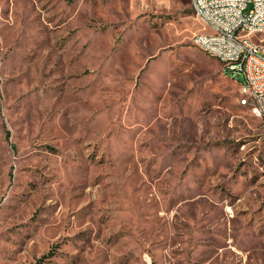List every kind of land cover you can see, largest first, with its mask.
Masks as SVG:
<instances>
[{"label": "rangeland", "instance_id": "374dc122", "mask_svg": "<svg viewBox=\"0 0 264 264\" xmlns=\"http://www.w3.org/2000/svg\"><path fill=\"white\" fill-rule=\"evenodd\" d=\"M203 29L192 0H0V264H264V126Z\"/></svg>", "mask_w": 264, "mask_h": 264}, {"label": "built area", "instance_id": "2783aa9c", "mask_svg": "<svg viewBox=\"0 0 264 264\" xmlns=\"http://www.w3.org/2000/svg\"><path fill=\"white\" fill-rule=\"evenodd\" d=\"M204 29L195 44L212 51L254 91L253 114L264 126V0H192Z\"/></svg>", "mask_w": 264, "mask_h": 264}, {"label": "bare ground", "instance_id": "6f19581e", "mask_svg": "<svg viewBox=\"0 0 264 264\" xmlns=\"http://www.w3.org/2000/svg\"><path fill=\"white\" fill-rule=\"evenodd\" d=\"M201 49L205 50L207 53L217 57L214 53H212V51H209L203 47H200ZM219 60L220 58L217 57ZM241 89H242V93H243V97L241 99L242 104L245 105H250V103H254V91H246L243 87V84L241 85ZM253 108V105H251Z\"/></svg>", "mask_w": 264, "mask_h": 264}, {"label": "crops", "instance_id": "0c3cea01", "mask_svg": "<svg viewBox=\"0 0 264 264\" xmlns=\"http://www.w3.org/2000/svg\"><path fill=\"white\" fill-rule=\"evenodd\" d=\"M203 50V49H202ZM206 52V51H205ZM207 53V52H206ZM209 54V53H208ZM215 57V56H214ZM217 58V57H216ZM242 85V84H241ZM242 94V93H241ZM243 96V95H242Z\"/></svg>", "mask_w": 264, "mask_h": 264}]
</instances>
